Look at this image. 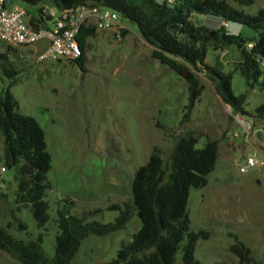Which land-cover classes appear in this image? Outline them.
Masks as SVG:
<instances>
[{
  "label": "rangeland",
  "instance_id": "rangeland-1",
  "mask_svg": "<svg viewBox=\"0 0 264 264\" xmlns=\"http://www.w3.org/2000/svg\"><path fill=\"white\" fill-rule=\"evenodd\" d=\"M226 1L247 13L264 7V0L249 4ZM42 4L48 0L37 5L9 0L8 7L21 5L27 11L24 19L29 21L38 15ZM192 20L217 22L200 14H194ZM122 21L127 33L120 39L111 30H95L88 40L83 69L63 59L37 61L42 41L10 48L0 42V52L16 70L13 75L0 71V88L11 83L19 110L33 116L43 128L51 154L50 188L45 196L49 217L39 225L28 207L14 201V170H1L0 137V226L8 225L18 239L40 236L44 253L51 257L60 231V213L72 232L78 231L80 222L114 221L119 209L111 206L123 208L124 203H131V179L152 149L157 147L167 162L177 138L192 134L198 147L208 139L218 142V156L207 183L189 189L190 229L209 232L208 238L196 241L194 257L202 264H241L229 249L240 240L251 249L256 264H264V164L244 173L238 168L247 155L264 161V121L255 114L264 98L257 88L245 91L244 78L234 70L233 63L240 57L238 48L227 46L224 54L208 49L205 63L232 72L233 94L246 92L240 108L234 111L224 103L201 71L197 74L202 91L191 103L186 81L151 56L152 46L134 23ZM226 28L244 37L257 35L238 23L228 22ZM236 116L248 121L249 127ZM20 221L26 228L19 227ZM140 225L133 210L123 228L88 235L81 240L71 264L112 262L122 243L130 241ZM0 264L22 263L0 249ZM173 264H184L182 250L177 251Z\"/></svg>",
  "mask_w": 264,
  "mask_h": 264
},
{
  "label": "trees",
  "instance_id": "trees-1",
  "mask_svg": "<svg viewBox=\"0 0 264 264\" xmlns=\"http://www.w3.org/2000/svg\"><path fill=\"white\" fill-rule=\"evenodd\" d=\"M37 5L42 0H21ZM249 4L253 0H238ZM56 7H72L80 3L105 6L119 13L122 19L134 23L141 37L152 46L151 56L168 66L187 84L192 103L200 96L202 85L198 72L210 80L217 94L232 110L242 105L246 92L257 88L264 98V7L255 13H247L226 0H48ZM194 14L216 19L214 24L196 23ZM233 22L252 28L257 35L244 37L230 32L221 24ZM29 23L47 26L38 8V15ZM95 26H84L76 38L81 55L74 62L84 68L85 50ZM127 29L122 31V36ZM252 42L248 47L247 43ZM234 44L240 53L234 61V70L244 78L246 90L234 95L231 88L232 72L223 71L205 63L208 49L223 50ZM9 48L11 45H7ZM0 71L13 75L7 55L0 52ZM11 83L0 88V137L2 141L1 163L5 169L14 170L16 182L15 203L28 207L39 225L48 220V203L45 200L50 188L48 172L51 154L47 149L45 132L36 119L19 110V103L10 90ZM257 117H264V101L255 108ZM218 156V142L208 139L202 147L192 134L177 138L167 162L154 147L147 161L140 165L131 179V203L123 208L114 204L119 213L112 222H80L72 232L67 218L59 214L60 231L56 234L54 254L48 257L41 247V237L15 238L6 227L0 226V249L22 264H71L80 242L90 234L104 235L123 228L133 210L140 219L139 229L130 241L122 243L116 257L107 264H173L178 250H182L184 264H202L194 257L199 238H208L206 230L192 231L187 213L190 187L207 183V175L214 169ZM19 227L26 228L23 222ZM241 264H256L251 249L236 240L229 247Z\"/></svg>",
  "mask_w": 264,
  "mask_h": 264
},
{
  "label": "built area",
  "instance_id": "built-area-1",
  "mask_svg": "<svg viewBox=\"0 0 264 264\" xmlns=\"http://www.w3.org/2000/svg\"><path fill=\"white\" fill-rule=\"evenodd\" d=\"M9 0H0V42L8 45L32 46L44 42L37 52V61L45 59L75 61L81 55L79 42L76 38L80 29L93 25L99 30L113 31L116 39L122 37V31L127 28L119 13L105 6L80 3L72 7H56L42 4L41 14L46 19L47 26H34L25 21L27 11L21 5L8 7ZM221 24H227L221 21ZM248 47L252 42L247 43ZM225 53L224 50L221 52ZM237 121L243 126L249 124L240 116ZM236 135V134H235ZM264 164L263 159L251 155L245 157V163L239 164L241 173L251 167ZM1 170L5 168L1 166Z\"/></svg>",
  "mask_w": 264,
  "mask_h": 264
},
{
  "label": "crops",
  "instance_id": "crops-1",
  "mask_svg": "<svg viewBox=\"0 0 264 264\" xmlns=\"http://www.w3.org/2000/svg\"><path fill=\"white\" fill-rule=\"evenodd\" d=\"M38 47V46H37ZM40 49V48H39ZM244 119V118H243ZM245 120V119H244ZM258 120L260 121H264V117L258 118ZM248 122V121H247ZM249 124V123H248ZM262 125L264 126V122L262 123ZM245 127V126H244Z\"/></svg>",
  "mask_w": 264,
  "mask_h": 264
}]
</instances>
